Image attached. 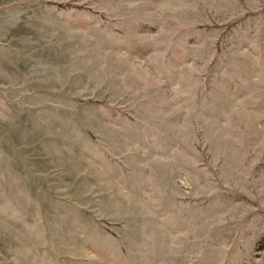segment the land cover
<instances>
[{
    "label": "rangeland",
    "instance_id": "obj_1",
    "mask_svg": "<svg viewBox=\"0 0 264 264\" xmlns=\"http://www.w3.org/2000/svg\"><path fill=\"white\" fill-rule=\"evenodd\" d=\"M264 0H0V264H264Z\"/></svg>",
    "mask_w": 264,
    "mask_h": 264
},
{
    "label": "trees",
    "instance_id": "obj_2",
    "mask_svg": "<svg viewBox=\"0 0 264 264\" xmlns=\"http://www.w3.org/2000/svg\"><path fill=\"white\" fill-rule=\"evenodd\" d=\"M261 248L264 250V245Z\"/></svg>",
    "mask_w": 264,
    "mask_h": 264
}]
</instances>
